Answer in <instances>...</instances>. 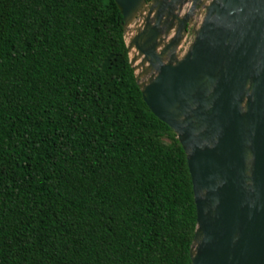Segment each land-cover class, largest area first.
Returning <instances> with one entry per match:
<instances>
[{"label": "trees", "instance_id": "1", "mask_svg": "<svg viewBox=\"0 0 264 264\" xmlns=\"http://www.w3.org/2000/svg\"><path fill=\"white\" fill-rule=\"evenodd\" d=\"M122 21L115 0H0V264H192L187 156Z\"/></svg>", "mask_w": 264, "mask_h": 264}, {"label": "water", "instance_id": "2", "mask_svg": "<svg viewBox=\"0 0 264 264\" xmlns=\"http://www.w3.org/2000/svg\"><path fill=\"white\" fill-rule=\"evenodd\" d=\"M115 2L144 101L187 156L191 263L264 264V0Z\"/></svg>", "mask_w": 264, "mask_h": 264}, {"label": "rangeland", "instance_id": "3", "mask_svg": "<svg viewBox=\"0 0 264 264\" xmlns=\"http://www.w3.org/2000/svg\"><path fill=\"white\" fill-rule=\"evenodd\" d=\"M197 17L199 18V15H198ZM196 22H197V21L194 22V25L197 24ZM192 29H193V27H192L191 29H189V31H188V35H189L188 37H189V39L187 40L185 46H183V47L180 49V52H181V53H183L184 49L187 48V45H188V44L194 39V34H193ZM128 38H129V37H128ZM128 41H129V39H128ZM128 41H127V42H128ZM131 57H132V55H131Z\"/></svg>", "mask_w": 264, "mask_h": 264}, {"label": "flooded vegetation", "instance_id": "4", "mask_svg": "<svg viewBox=\"0 0 264 264\" xmlns=\"http://www.w3.org/2000/svg\"><path fill=\"white\" fill-rule=\"evenodd\" d=\"M148 2H150V1H148Z\"/></svg>", "mask_w": 264, "mask_h": 264}]
</instances>
